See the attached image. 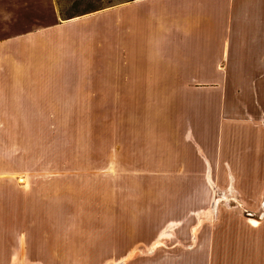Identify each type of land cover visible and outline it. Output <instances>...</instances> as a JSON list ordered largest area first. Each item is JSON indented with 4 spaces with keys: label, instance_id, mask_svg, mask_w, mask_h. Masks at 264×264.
Returning <instances> with one entry per match:
<instances>
[{
    "label": "rangeland",
    "instance_id": "1",
    "mask_svg": "<svg viewBox=\"0 0 264 264\" xmlns=\"http://www.w3.org/2000/svg\"><path fill=\"white\" fill-rule=\"evenodd\" d=\"M125 1L52 0L50 29L0 45V264H84L87 248L110 245L114 221L140 225L146 214L148 234L176 222L173 243L200 223L198 240L242 248L236 255L264 244L261 203L169 181L183 173V131L199 103L185 99L187 85L148 84L149 70L138 82L120 51Z\"/></svg>",
    "mask_w": 264,
    "mask_h": 264
},
{
    "label": "crops",
    "instance_id": "2",
    "mask_svg": "<svg viewBox=\"0 0 264 264\" xmlns=\"http://www.w3.org/2000/svg\"><path fill=\"white\" fill-rule=\"evenodd\" d=\"M123 5L120 51L126 65L138 69V82L139 69L149 70L143 77L148 84L187 85L193 93L185 99L199 103L196 124L187 121L183 131V173L169 181L186 188L207 184L216 191L224 186L226 196L237 191L244 203L264 205V0H130ZM52 13V0H0V45L50 29ZM170 191L163 190V196ZM179 192L195 203L201 199L188 189ZM191 206L185 214L196 209ZM147 218L140 225L114 221L110 245L105 243L109 248H87L84 264H264L263 243L247 244L250 254L236 255L237 247L216 246L209 237L198 240L200 223L188 228L189 238L173 243L165 235L175 221L165 217L148 234ZM207 228L203 232L209 233ZM143 234L149 236L144 242Z\"/></svg>",
    "mask_w": 264,
    "mask_h": 264
},
{
    "label": "bare ground",
    "instance_id": "3",
    "mask_svg": "<svg viewBox=\"0 0 264 264\" xmlns=\"http://www.w3.org/2000/svg\"><path fill=\"white\" fill-rule=\"evenodd\" d=\"M250 222H251V224H256L257 223L256 220H251Z\"/></svg>",
    "mask_w": 264,
    "mask_h": 264
}]
</instances>
